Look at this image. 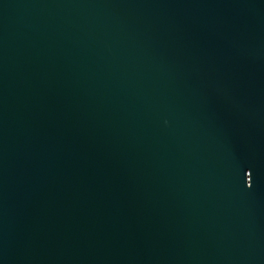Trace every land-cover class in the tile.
<instances>
[{
    "label": "water",
    "instance_id": "water-1",
    "mask_svg": "<svg viewBox=\"0 0 264 264\" xmlns=\"http://www.w3.org/2000/svg\"><path fill=\"white\" fill-rule=\"evenodd\" d=\"M0 264H264V0H0Z\"/></svg>",
    "mask_w": 264,
    "mask_h": 264
}]
</instances>
